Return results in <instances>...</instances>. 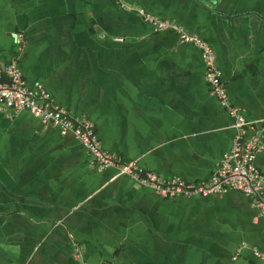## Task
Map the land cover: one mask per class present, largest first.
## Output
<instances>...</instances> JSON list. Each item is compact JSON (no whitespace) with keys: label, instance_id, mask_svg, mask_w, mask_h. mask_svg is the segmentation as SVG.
Listing matches in <instances>:
<instances>
[{"label":"crops","instance_id":"0c3cea01","mask_svg":"<svg viewBox=\"0 0 264 264\" xmlns=\"http://www.w3.org/2000/svg\"><path fill=\"white\" fill-rule=\"evenodd\" d=\"M130 7L131 9H128ZM136 9L211 46L231 103L264 123V0H0V60L90 120L104 150L162 179L209 178L233 119L200 51L155 33ZM264 141V134H262ZM71 136L29 112H0V264H262L264 220L229 191L163 199L88 166ZM256 166L264 173V149Z\"/></svg>","mask_w":264,"mask_h":264},{"label":"built area","instance_id":"2783aa9c","mask_svg":"<svg viewBox=\"0 0 264 264\" xmlns=\"http://www.w3.org/2000/svg\"><path fill=\"white\" fill-rule=\"evenodd\" d=\"M135 11L149 23L155 33L173 32L179 43L200 51L205 69V83L219 106L233 119L232 125L236 129L234 141L207 180L192 183L178 176L165 180L153 171L144 170L135 162L124 161L120 156L104 150L90 120L58 106L41 84L31 86L23 79L16 60L22 53V35L14 38L17 57L7 64L0 60V112H29L43 124H50L60 135H71L89 157V167L97 170L114 169L118 175L128 177L137 186L150 190L163 199L239 192L250 200L258 218L264 220V173L255 163L257 154L264 149V123H258V131L255 130V123L247 121L239 108L231 103L210 45L185 31L174 20L159 19L140 9ZM252 253L264 264V252L253 248ZM74 256L76 264H85L77 247L74 249Z\"/></svg>","mask_w":264,"mask_h":264},{"label":"water","instance_id":"95a60500","mask_svg":"<svg viewBox=\"0 0 264 264\" xmlns=\"http://www.w3.org/2000/svg\"><path fill=\"white\" fill-rule=\"evenodd\" d=\"M212 0H201L202 3H209L211 2Z\"/></svg>","mask_w":264,"mask_h":264}]
</instances>
